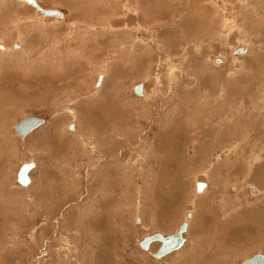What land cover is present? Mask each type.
I'll return each mask as SVG.
<instances>
[{
    "label": "rangeland",
    "instance_id": "374dc122",
    "mask_svg": "<svg viewBox=\"0 0 264 264\" xmlns=\"http://www.w3.org/2000/svg\"><path fill=\"white\" fill-rule=\"evenodd\" d=\"M211 1L38 0L63 13L39 18L0 0V39H24L30 55L0 54V264H241L264 253L243 214L264 212V0ZM26 116L44 123L23 138ZM31 161L25 187L17 174ZM187 219L180 249L158 259L160 242L140 246Z\"/></svg>",
    "mask_w": 264,
    "mask_h": 264
},
{
    "label": "water",
    "instance_id": "95a60500",
    "mask_svg": "<svg viewBox=\"0 0 264 264\" xmlns=\"http://www.w3.org/2000/svg\"><path fill=\"white\" fill-rule=\"evenodd\" d=\"M31 6H33L37 11L41 13L42 16H55V17H62L63 13L62 11L54 8H44L42 7L37 0H24ZM247 47L245 45L242 46H237L234 50V54H242L246 52ZM143 84L138 83L134 87V91L137 95H141L143 92ZM44 123V119L38 116H26L22 118L17 124H15V129L17 133L21 137H25L28 133L32 132L34 129L39 127L41 124ZM72 126H70V129ZM35 162H27L24 163L17 175V181L22 185V186H27L30 183V177H29V172L34 168ZM197 191L201 192L205 186L206 182L204 181H198L197 182ZM191 214H189V217ZM188 229V222L185 220L183 221L178 230L174 233L164 235L161 232H155L150 235L144 236V238L140 241V246L143 249H148L150 244L153 241H159L160 246L156 252L153 253V256L156 258H161L175 250L180 249L183 244L186 241V238L184 237V233H186ZM241 264H264V253H256L255 255H252L248 258H246Z\"/></svg>",
    "mask_w": 264,
    "mask_h": 264
},
{
    "label": "bare ground",
    "instance_id": "6f19581e",
    "mask_svg": "<svg viewBox=\"0 0 264 264\" xmlns=\"http://www.w3.org/2000/svg\"><path fill=\"white\" fill-rule=\"evenodd\" d=\"M19 1H22V2H24V3H26L24 0H19ZM211 1V0H210ZM38 2V1H37ZM142 2V1H141ZM199 2V1H198ZM212 2V1H211ZM213 2H215V4L216 5H218V6H222L223 8H225V3H224V1L223 0H213ZM212 2V3H213ZM146 3V2H145ZM200 3H201V0H200ZM167 4V3H166ZM198 4V3H197ZM214 4V3H213ZM198 6V5H197ZM43 7V6H42ZM168 7V6H167ZM200 7H201V5H200ZM163 8V7H162ZM216 8H217V6H216ZM221 8V7H220ZM196 9V8H195ZM38 16H39V18H41V17H43L44 18V16H42L41 15V13L38 11ZM47 17H52V16H47ZM202 23V22H201ZM203 25H204V23H203ZM16 27V26H15ZM231 27V26H230ZM217 33H218V31H216ZM140 34V33H139ZM220 37H221V35H220ZM0 42H2V43H4L5 45H6V50L8 49L9 50V48H10V46H9V44L8 43H6L5 41H3V40H0ZM20 42H22V41H20ZM204 42V41H203ZM18 44V43H17ZM19 45V44H18ZM242 45H247L246 43H244V42H242V43H240L238 46H242ZM248 46V45H247ZM2 47V46H1ZM237 46H235V48H236ZM16 47L14 46V49H15ZM18 48V47H17ZM203 48V47H202ZM234 48V47H233ZM234 48V49H235ZM233 49V50H234ZM26 48L25 47H23V44H22V47H21V49L19 50V51H17V52H15V53H13V54H23L21 57H22V59H27V58H29V54L28 53H25L26 52ZM12 52H14V51H12ZM1 53V52H0ZM8 53H9V51H8ZM25 53V54H24ZM199 54V53H198ZM204 55V54H203ZM8 57V56H7ZM12 58V57H11ZM234 58H237V57H234ZM58 59V58H57ZM223 59V58H222ZM21 60V59H20ZM224 60V59H223ZM188 61V55L187 54H184L183 56H182V58H181V62H182V65H185L186 64V62ZM191 61V60H190ZM174 70V69H173ZM173 70H170V71H172L173 72ZM180 70V69H179ZM104 74V73H103ZM105 75V74H104ZM174 78V77H173ZM170 80V79H169ZM174 82V81H173ZM0 84L1 85H7V82L6 81H1L0 82ZM144 86V85H143ZM172 87V86H171ZM145 94V87H143V95ZM181 129V128H180ZM173 150V149H172ZM231 151V150H230ZM36 167V163H35V166H34V168ZM261 167V166H260ZM33 170V169H32ZM31 170V171H32ZM264 167H262L261 169L258 167V169H257V176L258 175H260V176H258L257 178H259V180H261V181H263L264 182ZM30 171V172H31ZM30 172H29V177H30V180H31V176H30ZM18 175V174H17ZM32 181V180H31ZM31 181H30V183H31ZM198 182V181H197ZM197 182H196V185H197ZM205 182V181H204ZM29 183V184H30ZM28 184V185H29ZM21 185V184H20ZM27 185V186H28ZM26 187V186H25ZM197 187V186H196ZM206 187H208V183L206 182V186H205V188ZM204 188V189H205ZM204 189H203V191H204ZM196 191H197V189H196ZM202 191V192H203ZM198 192V191H197ZM252 209H255V208H252ZM257 210H249V211H247V212H243V214L245 215V217H249V219H251V220H254L253 221V223L255 222V223H258L257 224V226H258V232L259 233H257L258 235H257V237H259V236H261V235H263V237H264V212H263V209H261V210H259L258 212H256ZM190 219V218H189ZM187 222H189L188 221V219L186 220ZM189 226V225H188ZM162 234H164V233H162ZM165 235V234H164ZM184 235H185V233H184ZM256 235V234H255ZM185 237V236H184ZM186 238V237H185ZM155 242H157V241H153L152 243H155ZM159 242V241H158ZM151 243V244H152ZM151 244H150V246H151ZM184 245V244H183ZM150 246H149V248H150ZM148 248V249H149ZM145 250V249H144ZM179 254V253H178ZM159 259V258H158ZM161 259V258H160Z\"/></svg>",
    "mask_w": 264,
    "mask_h": 264
},
{
    "label": "crops",
    "instance_id": "0c3cea01",
    "mask_svg": "<svg viewBox=\"0 0 264 264\" xmlns=\"http://www.w3.org/2000/svg\"><path fill=\"white\" fill-rule=\"evenodd\" d=\"M38 1V0H37ZM45 1V3L47 2V0H44ZM54 2L55 1H59V0H53ZM67 2V1H66ZM40 4H41V2H39ZM23 5V4H22ZM25 5H27V4H25ZM42 5V4H41ZM2 12H5L4 10H2ZM5 17H6V15H5ZM4 20V19H3ZM1 22V21H0ZM0 32H1V29H0ZM138 38L140 39V40H143V38L140 36V34H138ZM0 40H3V41H5V42H7L6 41V39H0ZM9 40V39H8ZM10 41V40H9ZM20 41H22V42H20ZM10 42H13L12 40L10 41ZM15 43H18L19 44V47L18 48H15L17 51H19L20 49H21V44H23V47L25 46V44H24V39L23 40H21L20 38H17L16 40H15V42L14 43H11V44H9V46H10V48H9V50L7 49V50H5V52H1L0 54H4V55H12V56H14L15 54H13V53H15V52H17V51H14V52H12L13 50H15L14 49V44ZM1 44V43H0ZM5 45V44H4ZM6 46V45H5ZM1 50L2 49H4V46L2 47V48H0ZM3 51V50H2ZM8 51H9V53H8ZM18 53V52H17ZM16 53V54H17ZM30 60V59H29ZM44 77H46V76H44ZM47 86V83L45 82V84H44V88ZM256 190V192H257V189H255ZM257 194L258 193H255V196L257 197Z\"/></svg>",
    "mask_w": 264,
    "mask_h": 264
},
{
    "label": "flooded vegetation",
    "instance_id": "af4514ba",
    "mask_svg": "<svg viewBox=\"0 0 264 264\" xmlns=\"http://www.w3.org/2000/svg\"><path fill=\"white\" fill-rule=\"evenodd\" d=\"M187 54V53H186ZM188 55V57H189V54H187ZM222 58V57H221ZM214 59V58H213ZM187 62H189V59H188V61ZM187 64V63H186ZM105 74V73H104Z\"/></svg>",
    "mask_w": 264,
    "mask_h": 264
}]
</instances>
